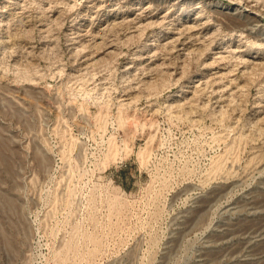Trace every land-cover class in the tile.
Instances as JSON below:
<instances>
[{"label":"rangeland","instance_id":"1","mask_svg":"<svg viewBox=\"0 0 264 264\" xmlns=\"http://www.w3.org/2000/svg\"><path fill=\"white\" fill-rule=\"evenodd\" d=\"M0 264H264V0H0Z\"/></svg>","mask_w":264,"mask_h":264},{"label":"bare ground","instance_id":"2","mask_svg":"<svg viewBox=\"0 0 264 264\" xmlns=\"http://www.w3.org/2000/svg\"><path fill=\"white\" fill-rule=\"evenodd\" d=\"M26 72V71H25ZM24 74V73H23ZM24 78V77H23ZM61 260H62V258H61Z\"/></svg>","mask_w":264,"mask_h":264}]
</instances>
